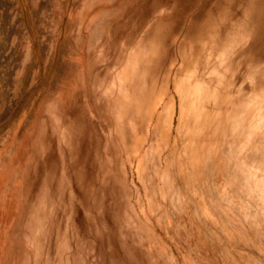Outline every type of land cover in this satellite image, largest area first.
Masks as SVG:
<instances>
[{"label": "rangeland", "instance_id": "1", "mask_svg": "<svg viewBox=\"0 0 264 264\" xmlns=\"http://www.w3.org/2000/svg\"><path fill=\"white\" fill-rule=\"evenodd\" d=\"M215 30L223 65L245 54L264 81V0H0V264L263 261L251 243H211L147 188L152 136L136 152L118 128L137 60L160 50L145 74L160 88L183 40Z\"/></svg>", "mask_w": 264, "mask_h": 264}, {"label": "bare ground", "instance_id": "2", "mask_svg": "<svg viewBox=\"0 0 264 264\" xmlns=\"http://www.w3.org/2000/svg\"><path fill=\"white\" fill-rule=\"evenodd\" d=\"M220 35L184 39L182 62L160 88L145 78L160 50L137 60L115 98L117 123L122 136H138L135 151L152 136L139 161L147 188L162 192L171 209L190 211L209 241L218 239L223 248L229 241L244 249L251 243L264 257V81L245 54L223 65ZM244 251H237L240 259Z\"/></svg>", "mask_w": 264, "mask_h": 264}]
</instances>
